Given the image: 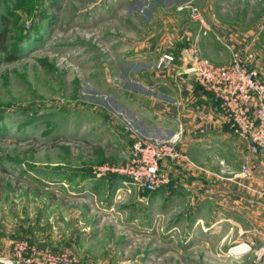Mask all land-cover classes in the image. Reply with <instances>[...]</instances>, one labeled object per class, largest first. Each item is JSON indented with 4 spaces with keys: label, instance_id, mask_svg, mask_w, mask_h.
<instances>
[{
    "label": "rangeland",
    "instance_id": "374dc122",
    "mask_svg": "<svg viewBox=\"0 0 264 264\" xmlns=\"http://www.w3.org/2000/svg\"><path fill=\"white\" fill-rule=\"evenodd\" d=\"M5 16L17 58L0 46V257L264 263L259 241L232 251L263 236L255 215L211 227L227 209L197 183L175 173L148 191L98 170L130 161L139 138L171 136L143 120L171 96L156 84L165 51L179 66L192 46L217 65L238 51L264 83V0H0V30Z\"/></svg>",
    "mask_w": 264,
    "mask_h": 264
},
{
    "label": "crops",
    "instance_id": "0c3cea01",
    "mask_svg": "<svg viewBox=\"0 0 264 264\" xmlns=\"http://www.w3.org/2000/svg\"><path fill=\"white\" fill-rule=\"evenodd\" d=\"M181 63L170 71H162L156 84L171 96L161 93L169 100L153 101L143 120L169 135L183 130L180 149L189 161L180 159L165 166L181 180L197 183L202 196L208 194L210 199L226 206L225 213L219 214L221 219L210 226L222 220L244 225L255 215L263 236L242 244L259 241L264 246V157L249 153L246 141L223 120L219 101L212 92L206 91L193 74H179L184 66ZM176 91L178 97L174 96ZM245 164L251 169L249 177L240 173ZM198 221L203 222L200 218ZM258 261H264V256Z\"/></svg>",
    "mask_w": 264,
    "mask_h": 264
},
{
    "label": "built area",
    "instance_id": "2783aa9c",
    "mask_svg": "<svg viewBox=\"0 0 264 264\" xmlns=\"http://www.w3.org/2000/svg\"><path fill=\"white\" fill-rule=\"evenodd\" d=\"M243 54L233 51L231 64L217 65L204 58L197 46H192L184 52V66L179 74H193L206 91L212 92L219 101L223 120L246 141L249 153L264 157V83L260 81L258 71L249 67ZM176 61L174 52L165 51L157 65L162 71H170ZM182 138L181 129L166 139L139 138L134 143L130 161L120 167L102 165L98 170L100 173L120 172L136 185L156 191L170 182L172 174L165 163L188 160L180 149ZM240 173L251 176L250 166L243 165ZM0 264L29 263L0 257ZM47 264L60 263L50 261ZM65 264L78 263L71 259Z\"/></svg>",
    "mask_w": 264,
    "mask_h": 264
},
{
    "label": "trees",
    "instance_id": "16d2710c",
    "mask_svg": "<svg viewBox=\"0 0 264 264\" xmlns=\"http://www.w3.org/2000/svg\"><path fill=\"white\" fill-rule=\"evenodd\" d=\"M1 21H3V27L0 30V46H1V50H3V52L5 53L6 59L9 61H12L14 59H16V55H13V53L10 51V49L7 47L6 43L8 41V35H7V27L9 26L10 20L8 19V17H2ZM28 35H24V37L22 38L21 42H23L26 40L27 41V37ZM26 38V39H25ZM20 42V43H21ZM176 55V54H175Z\"/></svg>",
    "mask_w": 264,
    "mask_h": 264
},
{
    "label": "bare ground",
    "instance_id": "6f19581e",
    "mask_svg": "<svg viewBox=\"0 0 264 264\" xmlns=\"http://www.w3.org/2000/svg\"><path fill=\"white\" fill-rule=\"evenodd\" d=\"M245 247H247V244H240V245H238L236 247H233L232 251H241V250L245 249Z\"/></svg>",
    "mask_w": 264,
    "mask_h": 264
},
{
    "label": "water",
    "instance_id": "95a60500",
    "mask_svg": "<svg viewBox=\"0 0 264 264\" xmlns=\"http://www.w3.org/2000/svg\"><path fill=\"white\" fill-rule=\"evenodd\" d=\"M187 66H190V65H187Z\"/></svg>",
    "mask_w": 264,
    "mask_h": 264
}]
</instances>
